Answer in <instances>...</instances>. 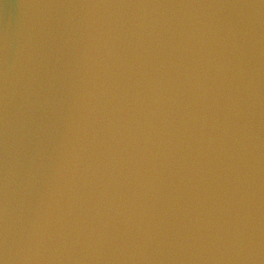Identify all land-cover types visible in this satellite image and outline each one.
I'll use <instances>...</instances> for the list:
<instances>
[{
	"label": "water",
	"instance_id": "1",
	"mask_svg": "<svg viewBox=\"0 0 264 264\" xmlns=\"http://www.w3.org/2000/svg\"><path fill=\"white\" fill-rule=\"evenodd\" d=\"M0 264H264V0H0Z\"/></svg>",
	"mask_w": 264,
	"mask_h": 264
}]
</instances>
